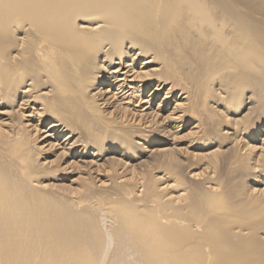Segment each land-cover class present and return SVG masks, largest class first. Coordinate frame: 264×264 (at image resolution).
<instances>
[{"label": "bare ground", "instance_id": "1", "mask_svg": "<svg viewBox=\"0 0 264 264\" xmlns=\"http://www.w3.org/2000/svg\"><path fill=\"white\" fill-rule=\"evenodd\" d=\"M0 264H264V0H0Z\"/></svg>", "mask_w": 264, "mask_h": 264}]
</instances>
